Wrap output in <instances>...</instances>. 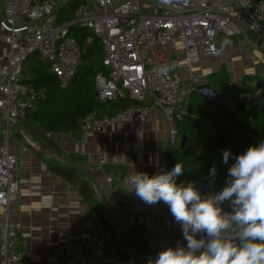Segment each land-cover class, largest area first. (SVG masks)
Returning a JSON list of instances; mask_svg holds the SVG:
<instances>
[{"label": "built area", "instance_id": "2783aa9c", "mask_svg": "<svg viewBox=\"0 0 264 264\" xmlns=\"http://www.w3.org/2000/svg\"><path fill=\"white\" fill-rule=\"evenodd\" d=\"M67 1L77 2L73 18L59 23V9ZM72 26L90 29L103 45L106 72L95 76L100 102L122 99L126 92L133 99L149 97L153 101L151 106L132 105L113 115L90 113L80 125L82 136L101 133L112 125L148 121L151 108L158 107L169 121L174 146L190 97L203 84L199 76L191 74L185 82L172 72L171 66L179 62L178 54L190 68L203 58L221 54L220 34L234 37L251 31L264 38V0H2L0 37L6 51L0 56V116L5 121L25 118L37 95L23 71L25 60L35 50L49 62L62 88L72 80L80 59V47L70 35ZM260 92L247 98V106ZM254 139L264 141L259 136ZM17 163L6 133L0 145V264H28L18 249L11 220V204L19 192ZM106 180L114 182L113 176ZM128 181H119L122 190L132 187ZM192 182L202 195L217 192L210 183ZM118 199L125 203L124 230L144 227L154 258L161 250L173 247L169 239L158 235L156 220L141 216L124 190ZM103 244V240L98 241L99 247ZM84 249L83 242L70 241L62 264H93Z\"/></svg>", "mask_w": 264, "mask_h": 264}, {"label": "crops", "instance_id": "0c3cea01", "mask_svg": "<svg viewBox=\"0 0 264 264\" xmlns=\"http://www.w3.org/2000/svg\"><path fill=\"white\" fill-rule=\"evenodd\" d=\"M218 41L221 47L219 56L203 58L189 68L179 53V62L171 66L172 72L182 76L185 82L192 74L199 76L202 83H210L208 77L224 68L233 85L250 91L244 94L246 100L262 90L264 38L248 31L234 37L220 34ZM5 51L6 45L0 37V56ZM205 92L210 94V91ZM146 101L149 106L153 104L149 97ZM169 127L162 110L152 107L149 120L145 122L112 125L101 133L86 136H82L80 130L79 137L48 134L60 149L54 151L71 161L70 155H74L76 164L72 162L84 171L85 176H82L94 193L93 200L86 202L70 183L50 169V165H69L50 151L53 149L43 146L35 138L34 132H43L40 126L27 118L10 123L0 116V145L7 133L10 149L18 156L19 192L11 204V220L17 232L18 249L24 252L26 262L62 264L68 254V243L75 241L84 243V252L93 264H131L122 255L116 233L123 231L126 241V235L135 241L138 237L146 241L147 234L142 226L124 230L126 212L118 207V194L123 190L126 197L134 201L141 216L156 220L160 237L169 239L173 247L186 246L182 227L171 217L165 203L148 205L135 195L132 187L122 190L119 184L120 180L130 178L135 172H147L150 176L164 172L166 153L172 147ZM108 176H113V183L106 180ZM97 215L110 221L109 230L98 223ZM100 240L104 242L102 247L98 246Z\"/></svg>", "mask_w": 264, "mask_h": 264}, {"label": "trees", "instance_id": "16d2710c", "mask_svg": "<svg viewBox=\"0 0 264 264\" xmlns=\"http://www.w3.org/2000/svg\"><path fill=\"white\" fill-rule=\"evenodd\" d=\"M77 2L67 1L59 9V23H65L73 18ZM70 35L75 38L80 47V59L76 73L67 87L62 88L60 81L43 60L36 59L32 66L24 62L25 78L32 83L37 95L27 110L25 118L42 129L34 132L35 138L43 146L60 151L57 144L48 134L64 133L73 137L80 136V125L86 115L95 113L98 116L113 115L117 111L132 105H147V98L137 100L126 92L122 99L100 102L96 95L95 76L98 72H106L103 65L104 50L100 38L88 28L72 26ZM90 40V41H89ZM42 59V58H41ZM213 89L222 96L223 100L232 102L230 108L224 107L217 114L213 107L199 93L194 92L188 102V114L178 123V138L186 134L188 141L183 148L178 142L169 148L165 157L164 172L170 171L178 162L185 167L184 174L178 177L177 183L202 180L210 183L217 191H221L228 179V169L234 158L245 152L248 147L258 145L254 136L264 138V111L250 104L244 94L250 93L233 83L224 68L219 73L208 77ZM261 96L264 97V81L261 82ZM231 150L232 158L228 163L223 162V151ZM76 164L75 156L70 155ZM215 166L213 177L210 170ZM50 169L62 179L70 183L77 194L86 202H91L94 193L87 180L69 166L50 165ZM120 210L126 212L125 204L118 203ZM223 208L230 211L227 202ZM98 223L104 229H110V221L103 215H97ZM127 242L133 248L147 256L154 257L142 237L135 241L126 235ZM131 264H145L137 258L121 251Z\"/></svg>", "mask_w": 264, "mask_h": 264}, {"label": "clouds", "instance_id": "9594fccd", "mask_svg": "<svg viewBox=\"0 0 264 264\" xmlns=\"http://www.w3.org/2000/svg\"><path fill=\"white\" fill-rule=\"evenodd\" d=\"M232 155L224 150L223 162ZM184 170L178 162L170 171L135 172L129 178L141 201L168 206L187 241L145 264H264V141L234 158L219 192L202 195L195 182L177 183ZM210 172L214 177L215 166ZM225 202L230 211L223 209Z\"/></svg>", "mask_w": 264, "mask_h": 264}, {"label": "water", "instance_id": "95a60500", "mask_svg": "<svg viewBox=\"0 0 264 264\" xmlns=\"http://www.w3.org/2000/svg\"><path fill=\"white\" fill-rule=\"evenodd\" d=\"M33 54L35 56H38V57L41 56L39 51H37V50H35L33 52ZM205 90L210 91V94H206ZM196 91L200 92L202 94V96L205 97L207 103L213 107L215 114H217L221 108H224V107L230 108L232 105L236 106V104H233L232 102H228V101L223 100L222 96L220 94H218L213 89V87L211 86L210 83H203V84L199 85L197 87ZM251 104L253 106L258 107L260 110L264 111V97L263 96H259L256 99H254L251 102ZM187 141H188L187 135L186 134L182 135L180 143H179L180 147L183 148L185 146V144L187 143ZM50 151L56 153L71 168L76 170L81 175L85 176L84 171L82 169H80L78 166H76L70 159L64 157L60 153L55 152L54 150H50ZM106 213H107L108 217L111 218L108 210H106ZM116 237H117V240H118L120 247L124 251H126L129 255L133 256L134 258H137L139 261L145 263V261H147L149 258H154V257L147 256L144 253H142L141 251L130 246L124 238L123 231L117 232Z\"/></svg>", "mask_w": 264, "mask_h": 264}, {"label": "rangeland", "instance_id": "374dc122", "mask_svg": "<svg viewBox=\"0 0 264 264\" xmlns=\"http://www.w3.org/2000/svg\"><path fill=\"white\" fill-rule=\"evenodd\" d=\"M89 41H90V40H89ZM41 58H42V57H38V56H35V55H31V57H29V58L26 60L25 65H26L27 67H30V66H32V63L35 62L36 59L43 60V59H41ZM43 61H44L45 65H47V67L49 68V62H48L47 60H43ZM24 78H30V75H27V76H26V75L24 74ZM180 140H181V137L178 138V140H177L178 144L180 143Z\"/></svg>", "mask_w": 264, "mask_h": 264}]
</instances>
